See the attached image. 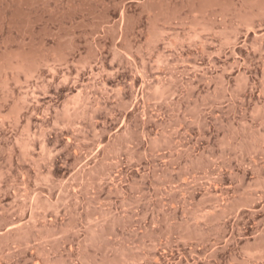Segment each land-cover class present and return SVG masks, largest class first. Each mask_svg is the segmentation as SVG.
<instances>
[{
  "label": "rangeland",
  "instance_id": "rangeland-1",
  "mask_svg": "<svg viewBox=\"0 0 264 264\" xmlns=\"http://www.w3.org/2000/svg\"><path fill=\"white\" fill-rule=\"evenodd\" d=\"M0 264H264V0H0Z\"/></svg>",
  "mask_w": 264,
  "mask_h": 264
},
{
  "label": "bare ground",
  "instance_id": "bare-ground-1",
  "mask_svg": "<svg viewBox=\"0 0 264 264\" xmlns=\"http://www.w3.org/2000/svg\"><path fill=\"white\" fill-rule=\"evenodd\" d=\"M108 145H109V144H108ZM104 158H105V157H104ZM94 166H95V165H94ZM100 167H101V166H100ZM95 168H96V166H95ZM90 177H91V176H90ZM94 188H95V187H94ZM20 228L22 229V227H20ZM23 229H24V227H23ZM23 229H22V231H23ZM18 230H20V229L18 228ZM18 230H17V231H18ZM26 230H27V228H26ZM20 231H21V230H20ZM24 231H25V229H24ZM25 232H26V231H25ZM25 232H24V233H25ZM16 233H19V232H16ZM21 233H22V232H21ZM21 233H19V235H20ZM25 234H26V233H25ZM11 235H12V234H11ZM13 235H14V234H13ZM5 236H6V235H5ZM8 236H9V235H8ZM17 236H18V234H17ZM13 237H14V236H13ZM13 237H12V238H13ZM15 237H16V234H15ZM15 237H14V238H15ZM18 237H19V236H18ZM8 238H9V237H8Z\"/></svg>",
  "mask_w": 264,
  "mask_h": 264
}]
</instances>
